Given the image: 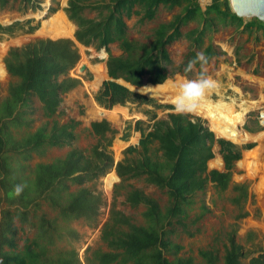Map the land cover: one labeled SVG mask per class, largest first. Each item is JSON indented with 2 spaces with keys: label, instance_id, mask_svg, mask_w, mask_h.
I'll return each mask as SVG.
<instances>
[{
  "label": "trees",
  "instance_id": "obj_1",
  "mask_svg": "<svg viewBox=\"0 0 264 264\" xmlns=\"http://www.w3.org/2000/svg\"><path fill=\"white\" fill-rule=\"evenodd\" d=\"M23 1L27 4L38 2ZM8 3L9 0H0V8ZM160 7L181 10L171 21L154 28L145 42L127 36L126 19L135 16L140 23L154 21ZM65 11L76 25L74 37L81 45L107 49L110 44L118 43L122 54L109 55L106 61L108 76L137 87L144 82L161 84L168 78L172 61L167 47L172 42L185 39L199 49L204 34L214 30L216 23L234 26L235 30L243 27L244 32L254 28L264 32V23L255 18L245 22L237 17L228 0H211L204 10L197 0H68ZM90 11L96 15L88 17ZM192 22L199 27L183 33L182 29ZM34 30L35 27H28L29 32ZM0 33L11 35V27L0 25ZM203 53L204 63L219 54L211 45ZM79 58L69 39L27 42L10 48L3 58L5 70L14 81L8 85L7 95L0 98V264H82L74 249L55 247L56 241L64 236L72 241L79 240L76 231L61 230L55 219L42 214L34 223L33 210L39 201H44L62 220H82L88 227H95L103 199L85 185L112 169L121 182L143 179L166 194L167 204L162 208L157 200L131 187L124 195V202L132 209L144 208L141 213L144 224H135L131 217L112 205L100 229V240L108 250L94 251L84 258V264H199L191 256L180 257L183 247L172 241V234L179 227L193 236L189 231L190 223H197L209 212L202 203L200 213L194 221L191 219L197 204L195 198L205 191L208 183L219 193L232 190L234 195L229 201L239 212L235 221L247 216L248 213L243 212L248 198L247 187L243 184L231 186L230 171L240 159V150L228 141L216 140L198 120L192 122L183 114H169L167 120L154 121L148 132L142 128V122L137 121L133 129L141 133L138 146L124 150L125 158L117 163L106 150L110 144V138L106 137L113 135L114 130L105 120L90 124L97 144L88 154L73 147L77 138L74 121L60 124L52 120L33 129L36 121L33 117L38 109L36 102L43 116L52 118L62 96L80 83L69 76ZM184 59L185 69H189L191 63L202 62L193 50ZM177 71L184 73L181 68ZM96 101L108 109L125 102L152 103L114 81L103 82ZM214 144L219 147L224 171H207ZM63 147L70 149L62 158L30 166L34 156L42 157L51 148ZM19 184L25 187L17 196L14 188ZM71 185L78 188L71 192ZM15 218L35 228L33 238L21 250L16 241L19 228ZM237 232L236 222L228 231L218 232L216 246L198 251L202 264H264V245L246 250L237 241ZM255 239L254 232L246 233L248 243ZM220 242L222 249L217 245Z\"/></svg>",
  "mask_w": 264,
  "mask_h": 264
},
{
  "label": "rangeland",
  "instance_id": "obj_2",
  "mask_svg": "<svg viewBox=\"0 0 264 264\" xmlns=\"http://www.w3.org/2000/svg\"><path fill=\"white\" fill-rule=\"evenodd\" d=\"M67 1L38 0L36 4H27L23 0H9L6 7L0 8V25L11 27V35L4 34L7 37L0 35V98L7 95V87L14 81V79L5 73L3 66V58L10 48L20 47L27 42L37 39L56 38L55 36L68 39H70L69 37H74L76 31L75 25L73 26L71 21L72 24L68 22L64 16ZM197 2L204 10L211 3V0H197ZM50 9H54V11L51 12ZM180 10V8L169 10L165 7H160L156 19L150 22L145 21L140 23L138 17L132 16L125 20L127 25L126 34L130 39L145 42L154 28L160 23L171 21ZM58 15L60 16V24L63 22L69 25L70 32L68 31V35L52 36L41 34L40 31L45 32L49 27L50 29H58V27L50 26L53 23L58 26L57 23L53 22V18ZM95 15L96 12H87L88 17H94ZM27 21H29V24L26 23ZM244 21L247 22L249 20L244 19ZM216 24L217 26L214 30L206 31V34L203 36V44L199 49L192 47L189 41L185 39L172 42L167 47L172 63L168 67L169 74L165 82L169 81L177 84L185 80H195L204 75L214 81L212 89L206 95L207 99L214 103L222 101L234 107L237 113H241L242 111L244 114L243 121L236 127V132L239 136L238 143L234 144L240 149L241 155L240 159L233 164L230 173L231 186L243 184L247 187L248 198L243 208V212L248 213L247 216L239 221H235V216L239 212L229 201L234 195L232 190L229 189L230 191L219 193L211 183H208L205 191L198 193L195 198L197 204L191 213V219L194 221L195 217L200 213L199 207L202 203L208 207L209 212L197 223H190L189 231L192 232L193 236H188L179 227L172 234V241L183 247L179 253L180 257L191 256L199 264H202V261L198 257V251L216 246V234L220 231H228L229 226L235 222L238 224L237 241L246 250H256L264 245V175L260 176L258 173L253 175L254 173L251 172L252 170L248 166L251 159L246 160V166L243 168L240 165L244 161L243 156L256 147V143L246 141L244 136L246 134L250 136L264 134L262 118V114L264 113V32L255 30V28L244 32L242 31L243 27L235 30L234 26L224 27L219 23ZM26 25H30L33 28L36 27L37 29L34 32L28 33ZM197 27L199 25L192 22L182 30L183 33H186L190 29ZM72 44L80 58L75 67L69 72V76L78 79L80 83L62 96L61 103L52 118L48 119L43 116V113L39 110L40 104L36 102L35 106L38 109L36 115L33 117L36 119L33 129L52 120L60 124L74 121L76 123L74 131L77 138L73 147L84 150L88 154L90 148L97 144V139L90 132L89 124L105 120L110 128L114 130L113 135L108 134L106 137L110 138V144L107 145L106 150L111 154L115 163L122 161L125 158L123 150L127 146H137L139 141V138L136 136L138 132H132L131 123L133 119L138 118L142 121V128L145 132H148L150 131L149 125L152 124L150 120L153 116L165 118L168 113H177L174 106H172L173 102L172 100L166 101L172 104L170 105L164 102L163 99L146 97L139 94L153 100L155 105L172 106V109L166 107L156 108L154 104H139L138 102H127L123 106L115 105L110 109L105 108L103 104L96 101V96L103 82L108 81L106 73L108 56L115 57L122 54L118 43L110 44L107 49H97L94 45L84 46L78 42H73ZM208 45H211L213 50L216 53L219 52V54L204 63L205 55L203 51ZM192 50L195 51L198 57H201L199 61L202 62L198 65L191 63V69H185L183 66L185 62L184 58ZM80 63H85L86 65V69L82 73L79 72L78 66ZM97 67L102 68L104 77L96 86L94 83L95 74L93 72ZM178 68H181V71L183 70L184 73H179L177 71ZM149 84L144 82L139 91L143 92L148 87H156ZM176 88L180 89V86ZM102 110L120 111L117 121L111 120L110 114ZM183 115H187L194 120L199 119L202 125H206V128L212 130L208 121L201 116L188 112L183 113ZM129 126L130 128H128ZM213 133L215 136L214 131ZM121 137L122 142L127 143V145H123L122 143V147L119 148L116 146V139H121ZM69 149V147L51 148L42 157L34 156L32 161H30V166L33 167L37 163H49L56 158H62ZM212 151L213 157L207 161V170H223L224 164L216 144H214ZM13 161H15V158H13ZM256 162L258 164L256 166L264 170V152L259 157V161ZM112 172H109V175L106 174L99 177L97 180L87 182L85 185V187L94 193H99L103 199L95 227H88L82 220H62L57 211L44 201H39L37 208L35 210L32 209L35 216V219L32 220L34 223H37V218L42 214L48 219H55L61 230L71 229L76 231L79 235V240L72 241L70 238L64 236L62 240L56 241L55 247L61 250L74 249L82 264H84V258L90 257L94 251L108 250L100 240V229L106 222L109 209L112 205L118 211L131 217L135 224H144L141 216L144 208L132 209L124 202V195L131 187L138 188L157 200L162 208L167 204L168 199L166 194L160 192L154 186L148 185L143 179H131L121 182L117 180ZM109 177H113V180L108 184L106 181H108ZM110 186L111 189H108ZM77 188L78 186L71 185L70 191H75ZM15 224L19 228L16 241L18 250H21L26 242L33 238L35 228L28 224H21L18 218H15ZM249 231L256 234V239L252 243H248L246 240V233ZM217 245L218 248L222 249L221 242Z\"/></svg>",
  "mask_w": 264,
  "mask_h": 264
},
{
  "label": "bare ground",
  "instance_id": "obj_3",
  "mask_svg": "<svg viewBox=\"0 0 264 264\" xmlns=\"http://www.w3.org/2000/svg\"><path fill=\"white\" fill-rule=\"evenodd\" d=\"M53 22L57 23L58 26H56L54 23L51 24L50 26H52V27L55 26V28L58 27V29H54V28L50 29V27H49L48 30H46L45 32L40 31V33L45 34V35H52V36L68 35L69 25L66 23H63V22H62V24H60V16L59 15L55 16V18H53ZM55 37H58V36H55ZM93 73L95 74V82L94 83L97 86L99 84V82L101 81V79H103V77H104L102 68H100V67L95 68ZM183 82L181 81V82L177 83L178 84L177 85V84H173V83L168 81V82H165L164 84L156 86V87H148L142 93L148 97L163 99L164 102L172 100L173 105H174L175 104V96L177 95V93L179 91V89H177L176 87L181 86L183 84ZM151 86H154V85H151ZM147 89H151V90H147ZM253 108H254V106H253ZM188 113H191V114L197 115V116H201L202 118L206 119L208 121L210 127L212 128V130L219 137H225V138H227V139H229L235 143H238L237 140H238L239 135L236 132V127L240 125L241 121H243V115L244 114L242 113V111H241V113H237L234 110V107H231L230 105H228L222 101L214 103L211 100L207 99V97L205 96L202 98V100H201L199 106L196 108V110L188 112ZM262 118H263V123H264V113L262 114ZM244 138L248 142L256 143V147L252 151L248 152L247 154H245L243 156L244 161L241 162L240 165L243 168L244 166H246V163H247L246 160L251 159V162H249L248 166L252 170L251 172L254 173L253 175H255V173H258L260 176H263L264 170L262 168H258L256 166V164H257L256 161H259V157L262 156V154L264 152V134H260L258 136H250V135L246 134L244 136ZM112 180H113V177H109L108 181H106V182L109 184L112 182Z\"/></svg>",
  "mask_w": 264,
  "mask_h": 264
},
{
  "label": "clouds",
  "instance_id": "obj_4",
  "mask_svg": "<svg viewBox=\"0 0 264 264\" xmlns=\"http://www.w3.org/2000/svg\"><path fill=\"white\" fill-rule=\"evenodd\" d=\"M201 57H198V60ZM214 81L201 75L195 80H185L175 96V111L179 114L195 111L203 97L212 89ZM151 90V89H147ZM25 185L19 184L14 188V193L19 196Z\"/></svg>",
  "mask_w": 264,
  "mask_h": 264
},
{
  "label": "water",
  "instance_id": "obj_5",
  "mask_svg": "<svg viewBox=\"0 0 264 264\" xmlns=\"http://www.w3.org/2000/svg\"><path fill=\"white\" fill-rule=\"evenodd\" d=\"M228 4H229L231 11L237 17L242 18V19H247L249 21H250V19L255 18V19L259 20L260 22L264 23V0H228ZM69 38H70V40H72L75 43L78 42L75 37H73V38L69 37ZM51 39L54 40L57 38H51ZM3 66H4V64H3ZM85 66H86L85 63H80V65L78 66L80 73H82L86 69ZM4 70H5V67H4ZM5 73L7 74L6 70H5ZM107 80L108 81H115V82H119V83L122 82V84H125L129 89L135 90V91H138L141 88V87L140 88L135 87L129 83H126L122 79L121 80H113L108 75H107ZM149 85H152V84H149ZM204 127H206V125H204ZM209 130L211 132H213L211 129H209ZM215 138L216 139L223 138V140H226V141H229V142L235 144V142H233V141H231L225 137H219L218 135H215ZM218 149H219V147H218ZM221 171H224V169ZM112 173L115 175L117 180H119V177L116 175L115 171H113Z\"/></svg>",
  "mask_w": 264,
  "mask_h": 264
},
{
  "label": "crops",
  "instance_id": "obj_6",
  "mask_svg": "<svg viewBox=\"0 0 264 264\" xmlns=\"http://www.w3.org/2000/svg\"><path fill=\"white\" fill-rule=\"evenodd\" d=\"M68 2V1H67ZM207 7V6H206ZM66 8H67V6H66ZM65 8V9H66ZM202 9V8H201ZM203 10V9H202ZM66 11H64V13H65ZM65 18L67 19V21L68 22H70L71 20L68 18V16H67V13H65ZM91 18V17H90ZM72 22V21H71ZM70 22V23H71ZM73 23V22H72ZM71 23V24H72ZM75 24L73 23V26H74ZM27 26V30H28V27L30 26V25H26ZM75 28H76V25H75ZM37 28L35 27V30H36ZM26 30V31H27ZM34 30V31H35ZM33 31V32H34ZM25 32V31H24ZM28 33H31V32H29V31H27ZM0 35H4V33H0ZM4 36H6L7 37V35H4ZM57 39H68V38H59V37H56ZM50 40H53V39H51V38H49ZM57 39H54V40H57ZM38 40V39H37ZM70 40V39H69ZM71 41V40H70ZM72 42V41H71ZM73 43V42H72ZM79 43V42H78ZM190 69H191V67H190ZM106 70H107V67H106ZM106 73H107V75H108V72L106 71ZM114 80V79H113ZM117 80V79H116ZM115 82V81H114ZM165 82V81H164ZM163 82V83H164ZM127 83V82H126ZM163 83H161V84H157V85H154V86H159V85H162ZM119 84V83H118ZM120 85H122V86H124L125 88H127L130 92H132V93H134V94H142V95H144L142 92H140L139 90L138 91H135V90H131V89H129L125 84H122V83H120ZM153 85V84H152ZM135 87H137V86H135ZM141 87V86H140ZM139 87V88H140ZM141 95V96H142ZM145 96V95H144ZM146 97H148V96H146ZM145 97V98H146ZM148 99V98H147ZM151 100V99H150ZM152 101V103L151 104H154V102H153V100H151ZM125 103H127V102H125ZM129 103H134V102H129ZM166 103H168V102H166ZM168 104H170V105H172L171 103H168ZM116 105H121V104H116ZM158 105V104H157ZM157 105H155L154 104V107H156ZM115 106V105H114ZM121 106H123V105H121ZM158 106H161V107H156V108H163V107H166V108H169V109H172V106H174V105H172V106H163V105H158ZM113 107V106H112ZM103 112H105V113H107V114H110V119L111 120H113V121H117V118H118V116H119V114H120V111H115V110H109V111H106V110H102ZM169 114H179V113H168L167 115H166V117L165 118H157V117H154V118H151V122L153 123L154 121H157V120H167L168 119V115ZM106 116V115H105ZM188 117V119H190L192 122H194V119H191L189 116H187ZM137 121H140L138 118H134L133 119V121H132V123H131V127H132V132L134 131V133H136V132H138V133H136V136L139 138V140H140V137H141V133L139 132V131H135L134 129H133V126H134V124L137 122ZM107 122V121H106ZM140 122H142V121H140ZM92 123V122H91ZM90 123V124H91ZM90 124H89V128H90ZM151 126V124L149 125V127ZM204 126V125H203ZM206 128V127H205ZM208 129V128H207ZM150 130H151V127H150ZM209 130V129H208ZM210 131V130H209ZM211 132V131H210ZM213 133V132H212ZM214 134V133H213ZM214 138H215V136H214ZM216 139V138H215ZM217 140V139H216ZM123 141H125V140H123ZM122 137H121V139H116V146H118L119 148H121L122 147ZM138 143H139V141H138ZM123 145H127V143H123ZM137 146H138V144H137ZM129 146H127L124 150H126L127 148H128ZM124 150H123V152H124ZM123 156H125L124 154H123ZM124 159V158H123ZM120 162V161H119ZM115 163V162H114ZM111 171H114L113 169L111 170ZM110 171V172H111ZM207 171H210V170H207ZM111 174V173H110ZM109 175V174H108ZM107 175V176H108ZM106 176V177H107ZM106 179V178H105ZM120 180V179H119ZM111 186H112V184H111ZM111 186H110V188H108V189H111Z\"/></svg>",
  "mask_w": 264,
  "mask_h": 264
},
{
  "label": "flooded vegetation",
  "instance_id": "obj_7",
  "mask_svg": "<svg viewBox=\"0 0 264 264\" xmlns=\"http://www.w3.org/2000/svg\"><path fill=\"white\" fill-rule=\"evenodd\" d=\"M108 57H109V56H108ZM107 59H108V58H107ZM191 67H192V65H191ZM197 120L200 121L199 119H195L194 122L197 121ZM134 125H135V124H134ZM225 141H226V140H225ZM228 142H229V141H228ZM230 143H231V142H230ZM232 144H234V143H232ZM235 144H236V143H235ZM237 148H238V147H237ZM249 148H250V147H249ZM238 150H240V149L238 148ZM240 154H241V152H240ZM236 162H237V161H236ZM234 163H235V162H234Z\"/></svg>",
  "mask_w": 264,
  "mask_h": 264
}]
</instances>
